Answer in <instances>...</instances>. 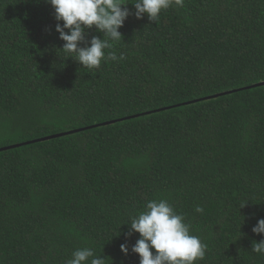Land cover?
<instances>
[{
    "label": "trees",
    "instance_id": "trees-1",
    "mask_svg": "<svg viewBox=\"0 0 264 264\" xmlns=\"http://www.w3.org/2000/svg\"><path fill=\"white\" fill-rule=\"evenodd\" d=\"M56 23L45 0H0V146L130 117L0 150V264H139L124 223L162 199L208 245L197 264H264V84L205 97L264 81V0L129 16L106 50L125 58L98 69Z\"/></svg>",
    "mask_w": 264,
    "mask_h": 264
},
{
    "label": "clouds",
    "instance_id": "clouds-1",
    "mask_svg": "<svg viewBox=\"0 0 264 264\" xmlns=\"http://www.w3.org/2000/svg\"><path fill=\"white\" fill-rule=\"evenodd\" d=\"M45 3L54 9L55 30L64 41L59 49L82 67L98 69L102 61L125 58L123 53L117 57L115 52L106 50L123 38L119 29L129 16L143 19L146 14L149 21L157 23L162 11L182 7L184 0H45ZM93 28L102 36L93 35L88 39ZM196 211L203 209L197 207ZM124 224L129 225L126 237L139 234L131 246V252L139 255V264H197L205 259L208 245L191 234L185 217L166 200L149 201L145 211ZM252 231L264 234V218L258 219ZM251 249L264 256V239L252 243ZM120 250L128 255V243H122ZM89 259L90 264H105L104 256H96L91 248L77 249L67 264H89Z\"/></svg>",
    "mask_w": 264,
    "mask_h": 264
},
{
    "label": "water",
    "instance_id": "water-1",
    "mask_svg": "<svg viewBox=\"0 0 264 264\" xmlns=\"http://www.w3.org/2000/svg\"><path fill=\"white\" fill-rule=\"evenodd\" d=\"M263 84H264V81H259V82H255V83H252V84H249V85H245V86H242V87H238V88H234V89H229V90L213 93V94L205 96V97H207V98L216 97L218 95H221V94H224V93H228L230 91L240 90V89H243V88L255 87V86L263 85ZM195 100L196 99L188 100V101H185L183 103H187V102H191V101H195ZM125 117H130V115L129 116H125ZM125 117H121V118H117V119H111V120H107V121H104V122H101V123H94V124H91V125H88V126H84V127L73 128V129H69V130H64V131H60V132L47 134V135H44V136H41V137H37V138H32V139L23 140V141L16 142V143L3 145V146H0V150H5V149L12 148V147H16V146L21 145V144L32 143V142H36V141H40V140H44V139H48V138H52V137H56V136H60V135H64V134H68V133H71V132H74V131H78V130H81V129H85V128L91 127L93 125L112 123V122H114L116 120H119V119H122V118H125Z\"/></svg>",
    "mask_w": 264,
    "mask_h": 264
},
{
    "label": "rangeland",
    "instance_id": "rangeland-1",
    "mask_svg": "<svg viewBox=\"0 0 264 264\" xmlns=\"http://www.w3.org/2000/svg\"><path fill=\"white\" fill-rule=\"evenodd\" d=\"M15 142V141H14ZM11 143V142H10Z\"/></svg>",
    "mask_w": 264,
    "mask_h": 264
}]
</instances>
